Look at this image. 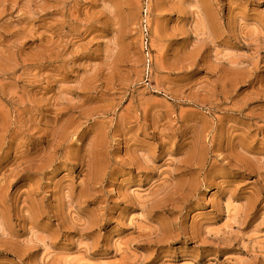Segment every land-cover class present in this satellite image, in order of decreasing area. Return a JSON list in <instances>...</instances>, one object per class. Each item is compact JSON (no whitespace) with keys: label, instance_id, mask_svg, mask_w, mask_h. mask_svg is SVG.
<instances>
[{"label":"rangeland","instance_id":"374dc122","mask_svg":"<svg viewBox=\"0 0 264 264\" xmlns=\"http://www.w3.org/2000/svg\"><path fill=\"white\" fill-rule=\"evenodd\" d=\"M0 264H264V0H0Z\"/></svg>","mask_w":264,"mask_h":264}]
</instances>
